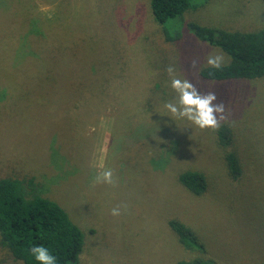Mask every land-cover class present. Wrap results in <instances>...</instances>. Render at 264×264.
<instances>
[{
    "label": "rangeland",
    "instance_id": "374dc122",
    "mask_svg": "<svg viewBox=\"0 0 264 264\" xmlns=\"http://www.w3.org/2000/svg\"><path fill=\"white\" fill-rule=\"evenodd\" d=\"M11 3L21 10L0 14V177L33 175L38 191L68 211L83 232L77 264H180L195 257L171 218L198 233L214 264H264V76L203 78L209 55L224 62L229 55L186 28L180 40H167L151 0ZM190 20L257 28L264 1L209 0L188 8L171 33ZM43 46L52 49L48 68L56 82L46 91L24 87L21 71ZM169 66L225 104L228 117L220 124L232 128L230 147L219 144L218 129L170 117L164 104L176 93ZM227 149L240 159L236 178ZM104 169L113 170L116 186L95 183ZM185 169L205 173V193L179 181ZM116 206L121 214L112 216ZM0 264L21 262L0 245Z\"/></svg>",
    "mask_w": 264,
    "mask_h": 264
},
{
    "label": "trees",
    "instance_id": "16d2710c",
    "mask_svg": "<svg viewBox=\"0 0 264 264\" xmlns=\"http://www.w3.org/2000/svg\"><path fill=\"white\" fill-rule=\"evenodd\" d=\"M2 1V0H1ZM209 0H151L152 11L157 22L164 26L167 40H180L185 28L199 40L221 48L229 55L221 69L202 66L199 74L212 81L230 79H256L264 76V25L252 29L227 28L205 25L190 20L176 34L170 28L175 20L183 17L190 7L205 4ZM264 1V0H262ZM20 6L12 5L11 0L0 4V14ZM60 47V44L58 45ZM44 47V46H43ZM38 49L34 64L21 71L22 85L27 88L44 89L56 82L49 66L52 49ZM61 49V47H60ZM63 51V50H62ZM60 54V51H59ZM3 67L0 65V71ZM91 82H95L92 80ZM10 84L1 85L8 89ZM44 92V91H43ZM218 142L230 147L233 143L232 128L220 124L217 130ZM226 160L233 177L241 174V163L235 149H227ZM179 181L192 193L201 195L208 188L205 173L198 169H185L178 174ZM35 176L25 175L0 177V245L7 249L13 260L21 264H39L31 254L32 246L43 245L54 255L56 264H77L83 243V232L75 224L68 211L56 200L41 194L37 189ZM169 225L182 246L197 255L183 259L180 264H214L208 256L207 247L198 233L178 218H171Z\"/></svg>",
    "mask_w": 264,
    "mask_h": 264
},
{
    "label": "clouds",
    "instance_id": "9594fccd",
    "mask_svg": "<svg viewBox=\"0 0 264 264\" xmlns=\"http://www.w3.org/2000/svg\"><path fill=\"white\" fill-rule=\"evenodd\" d=\"M206 64L210 68L221 69L224 66L223 55H209ZM197 61L191 62V67L196 68ZM172 90L176 93V99L164 104V108L171 118L187 119L200 129H218L220 122L228 117L226 106L223 102H217L214 91L201 92L190 80L179 78L174 66L166 69ZM95 183L116 186L117 180L112 169H104L97 172ZM126 210V205L123 206ZM121 214V206L111 209L112 216ZM31 254L39 264H56V257L43 245L32 246Z\"/></svg>",
    "mask_w": 264,
    "mask_h": 264
}]
</instances>
